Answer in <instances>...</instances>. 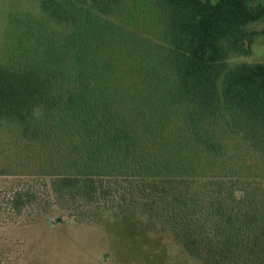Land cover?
Wrapping results in <instances>:
<instances>
[{"label": "trees", "instance_id": "trees-1", "mask_svg": "<svg viewBox=\"0 0 264 264\" xmlns=\"http://www.w3.org/2000/svg\"><path fill=\"white\" fill-rule=\"evenodd\" d=\"M82 1L103 13L119 3ZM156 3L170 17L160 59L177 81L179 126L154 111L138 120L141 130L131 115L123 126L110 98L72 94L65 103L53 68L0 63V120L17 123L18 139L30 145L18 151L26 159L16 165L19 187L1 198L0 208L29 223L46 216L53 199L91 219L119 195L127 203L129 195L130 204L148 199L210 264H264V201L250 191L239 198L233 187L222 189L253 166L230 151L228 135L242 137L246 155L261 156L253 169L264 168V62L227 64L233 53L250 52L246 41L256 31L248 25L264 21V0ZM43 7L59 22L73 19L61 0H44ZM60 109L68 113L59 115ZM12 167L0 174H17ZM122 180L129 184L123 191Z\"/></svg>", "mask_w": 264, "mask_h": 264}, {"label": "rangeland", "instance_id": "rangeland-1", "mask_svg": "<svg viewBox=\"0 0 264 264\" xmlns=\"http://www.w3.org/2000/svg\"><path fill=\"white\" fill-rule=\"evenodd\" d=\"M43 1L0 0L1 64L19 70L35 63L46 71L53 68L59 72L54 88L65 103L72 94L110 98L123 126L150 111L167 113L179 126L177 81L160 59V48L169 45L170 17L156 0H119L110 13L82 0H61L73 14L68 23L46 12ZM263 29L264 21L248 25L256 31L254 40L246 41L250 52L233 53L228 66L264 62ZM140 121L135 124L139 130L145 125ZM19 129L17 123L0 120V169L14 165L17 173L0 174V200L11 187H19L22 177L16 165L26 159L19 160L18 151L24 153L30 145L18 139ZM229 138L230 151H239L253 166L245 176L223 182L224 193L233 187L239 198L250 191L264 201V168L253 169L261 156L246 155L241 136ZM120 182L126 190L128 182ZM127 197L128 203L119 195L92 219L70 214L53 198L50 212L29 223L0 208V264H210L186 246L181 228L158 206L148 199L130 204Z\"/></svg>", "mask_w": 264, "mask_h": 264}]
</instances>
